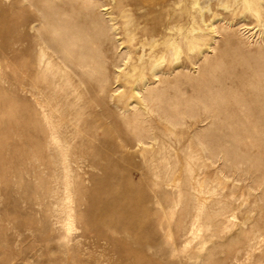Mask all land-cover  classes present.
<instances>
[{
  "label": "rangeland",
  "instance_id": "374dc122",
  "mask_svg": "<svg viewBox=\"0 0 264 264\" xmlns=\"http://www.w3.org/2000/svg\"><path fill=\"white\" fill-rule=\"evenodd\" d=\"M95 1V11L101 19L107 25L113 24V28L116 26V31L113 33L110 30L108 36H102L104 39L97 44L95 42L98 45L95 47L99 53L108 56L107 61L115 59L118 65L121 64V68L117 69L107 63L111 82L106 91L119 86L114 77L123 69L119 57L129 50L123 33L127 23L140 29L157 28L168 15L177 14L182 24L195 28L198 35L210 37L208 44L212 43V46L201 45L189 53L182 47L177 50L179 60L173 62L167 55L164 63L160 62L162 71L175 62L174 70H179L178 101L179 112L183 115L179 113L178 119L180 117L182 122L190 120L188 108H192L194 99L198 98L186 77L191 76L193 83L203 82V74L198 73L203 62L200 60L202 53H214L215 45L218 47L215 53H220L222 46L227 45L225 47L231 53L264 59V21L257 20L251 11L244 9V0H171L168 11L161 5L164 0ZM155 1L158 3L156 6L147 7V2ZM36 4V0L0 3V264H264L263 154H259L261 164L254 170L250 168L251 161L239 164L241 173L243 167H247L239 177L232 170L233 162L224 164L219 160L226 155L222 149L211 146L207 159L201 145L195 143L196 136L191 140L186 135L181 140V132L188 130L185 126L177 127L176 132L170 134L164 123H158L160 121L156 120L157 115L153 111L144 114L143 118L155 121L151 123V130L158 125L156 128L165 132L161 142L166 144L159 140L158 144L163 148L157 149L163 156L152 157L151 154L127 150L117 133L126 137H132L133 133L121 123L113 104L105 109L115 113L111 114L115 120L98 118L103 109L95 106L92 114L90 107L85 109L83 98L87 94L81 89L77 92L81 98L76 104L79 107L78 121L75 126L66 125V146L63 148L67 154L81 156L82 162L80 160L77 166L72 164L74 169L71 166L69 169L67 166H55L57 169L52 165L58 160L59 152L55 147L64 142L58 140L57 145L51 140L50 143L49 139L43 142L45 133L34 130L33 121L39 122L40 129L46 123L42 122L41 115L37 114V118L31 113L33 108L37 110L49 99L34 98L31 86L21 88L19 99L16 98L14 77L18 66L24 70L28 58L23 54L16 58L7 49L8 43L14 39V29L29 36H37L45 30ZM59 4L64 5L61 1ZM185 10L189 11V16H186ZM30 22L42 28L36 25L38 30H33L30 26H22ZM229 24L237 29L230 41L222 38V28ZM213 28L218 32L213 33ZM174 36L179 46L180 30H176ZM162 38L160 35L154 37L158 43V48L154 47L157 51L164 47ZM217 41L219 44H216ZM151 48L147 45L146 53ZM55 72L59 74L56 68ZM56 80L58 82L57 77ZM94 86L96 88L97 85ZM56 90H59L58 86ZM75 95L72 93L71 97ZM46 105L38 109L48 115L52 111L50 118L53 123L69 121L68 110L63 111L55 101ZM149 124L143 125L145 129H149ZM202 124L199 123L202 130L199 138L211 134V131L204 130L205 124ZM175 139L182 141L183 147L180 143L174 144ZM188 141L191 144L186 147ZM133 152L136 154H131ZM156 159H161L166 165L161 170L163 180L172 170H175L177 178H185L190 167L200 169L210 166V173L199 192L194 190L193 185L181 183L178 179L179 185L174 187L177 196L158 201L156 172L152 171L146 177L147 166L150 165L152 170L157 165ZM41 162L52 163V168L38 166ZM219 169L223 170L224 176L218 173ZM221 181L224 182L222 186L219 185ZM45 189L54 191L45 195ZM182 190L189 193V199H179L178 192ZM166 191L165 187L163 192ZM144 196L152 199L145 204V208L141 206L144 205ZM204 205L210 208L203 211ZM223 207L225 210L219 212ZM202 222H211L213 226H202ZM130 223H135V226L128 228ZM248 239H256V243H243L242 240L246 242ZM139 244L149 247L142 249ZM196 254H201L202 258ZM195 256L197 260L193 259ZM208 259L210 262L206 261Z\"/></svg>",
  "mask_w": 264,
  "mask_h": 264
},
{
  "label": "bare ground",
  "instance_id": "6f19581e",
  "mask_svg": "<svg viewBox=\"0 0 264 264\" xmlns=\"http://www.w3.org/2000/svg\"><path fill=\"white\" fill-rule=\"evenodd\" d=\"M2 1L7 0H0V3ZM60 1L64 3L63 6L59 4ZM170 1L164 0L161 2L163 9L170 10ZM36 2L37 9L41 13L38 10L36 12L40 13V15L42 14L40 17L43 20L44 25L42 26L45 27V30L43 29L44 31L41 33L38 32L37 36H29L25 32L18 33V30L14 29V39L8 43V53H13L16 58H19L21 54L28 58L24 65L25 71L21 70V67L18 66L14 77L16 98L19 99L18 92L21 88L31 86L34 89L31 93L34 98L47 97L49 100L46 104L55 101L58 106L63 108V111H69V115L67 114L69 121L63 120L56 124L50 118L52 111L48 115L43 112L44 110L40 111L38 109L39 107L47 106L46 104L40 105L37 110L36 108L31 110V113L35 114L36 117L37 114L41 115L42 122L46 123L40 129L39 122L37 120L33 121L34 130H42L45 133L43 142L48 139L49 142L51 140L56 145L58 144V140L64 142L55 147L59 153L58 160L52 162L54 164L41 162L38 166L47 169L52 168V165L54 167L67 166L69 169L72 164L76 165L80 160L82 162L81 156L75 153L67 154L64 149L66 146V125L75 126L78 121L79 107L76 104L81 101V98L78 97L77 92L81 89L82 92L85 91L87 94L83 98V107L85 109L90 107L91 114L95 112V106L97 109L98 107L103 109L102 111L100 110L101 113H98V118L114 119L115 117L111 114L115 115V113L105 109L110 103L113 104L114 111L118 112L116 114L121 118V123H124L126 128L130 129L133 133L132 137H126L121 133H117L127 150L133 149L144 154H151L152 157H156L158 154L163 156L158 151L163 148L159 146L158 141L160 140L161 142L165 132L161 128H156L158 125L151 130V123L155 121L143 118L147 112L153 111L157 115L156 120L160 121L158 123H164L165 125H162L167 126L166 128L169 129L170 134H174L177 127L181 125L185 126L188 130L181 132V140L186 135L190 136L191 140L196 136L195 143L201 145L207 159L209 158L207 155L211 153V146L216 145V148L222 149L228 155V158L225 155V158H219V160L224 162V164L233 162L234 166L232 170L239 177L245 172L244 170H247V167L245 168L244 166L243 173H241L242 168L240 165L246 161L252 162V164L250 162L252 166L249 164L252 169L255 166H260V160L262 159H260L261 156L259 154L264 155V59L249 54L237 55L236 53H231L225 47L227 45L222 46L220 53H215L218 51V47L216 48L215 44L213 48L214 53H202L203 56H201L202 59L200 60H203V62L200 64L198 73L203 74V82L193 83L191 76L186 77L193 89V93L198 98L197 100L193 98L195 100L194 106L188 108L190 110L187 112V115H189L190 120L182 122L180 121V117L178 119L180 113V103L178 101L179 83L177 82L179 70L177 72L174 70L176 66L175 62L170 65L169 69L162 71V63L160 64V62H163L167 55L171 56L173 62L179 60L177 51L179 48L183 47L189 53L201 45H211L212 43L208 44L210 37L198 35L195 28H189L186 24H182L178 20V17H176L177 14L168 15L161 27L157 28L140 29L133 24L127 23L124 25L123 33L125 34L124 38L128 43V52L130 53H124L119 57L123 63V69L114 77L119 86L116 89L110 88L106 91L108 84L110 85L111 82L108 77L107 63L109 62L108 65L117 69L121 68V64L118 65V62L114 58V60L107 61L108 56L99 53L95 45L103 37L108 36L107 33L110 30L114 33L116 26L113 28V24L107 25L105 20L101 19L99 14L96 13L95 8L97 4L95 0H36ZM243 2L245 10L251 11L257 20L264 21V0H244ZM156 4H158L156 1L147 2V7L151 9ZM184 12H186V16L190 15L189 11L185 10ZM192 16L196 18L194 15ZM36 25L34 26L33 22H30L22 26H30V29L34 30ZM216 26L215 24V28ZM176 30H180L179 46L176 44L175 39L178 33L174 36ZM222 30V38L225 37L230 41L237 29H234L233 25L229 24L227 27L222 28ZM212 32L217 33L218 29L213 28ZM157 35L163 37L162 39L164 40V47L158 51L155 49L158 48V43L154 39ZM106 42L108 43V41ZM106 42L104 40V43ZM216 44H219V41ZM147 45L152 47L148 53H146L145 49ZM96 46L98 47V45ZM54 68L57 69L59 74L54 73ZM217 70L220 71L216 72ZM55 74H58V76ZM56 77L58 78V82ZM169 77H172V79ZM95 84L97 85L96 88ZM57 86L59 87L58 91L56 90ZM72 93H76L74 98L71 97ZM186 106H191V104ZM182 113L185 112L182 111ZM116 120L119 119L116 117ZM145 123H150L148 130L143 126ZM199 123L205 124L204 127L202 126L205 131H211L209 136L198 137L200 136V131H202ZM74 129L76 130L75 127ZM75 130L72 132L73 134ZM178 140L174 141V144H181L182 141L179 142ZM190 144L191 141H188L186 147H189ZM181 147H183L182 144ZM162 152H164V149ZM131 154H136V152ZM160 160H155L157 161V165L152 170L150 165L147 166L146 173V177L148 178L150 172H156L158 189L156 188L155 193L159 196L158 201L163 200L164 197L167 200H171L172 197L177 196L174 187L175 185H179L178 179L181 183L193 185L195 187L194 190L199 192L200 186L206 182L210 173V166L205 165L200 169L190 167L187 170L185 178L182 176L177 178L175 170H172L168 174L167 179L163 180L164 176L161 170L165 169L166 165ZM167 167L169 168L170 166ZM218 173L224 176L222 169H219ZM57 177L59 178L60 176ZM165 184L168 191L163 192ZM222 184L224 182H219V185L222 186ZM49 189H45L47 190L46 193L44 191L45 195L47 193L51 194L54 191L53 189L52 191ZM178 193V197L181 200L185 197L186 199L190 198L187 197L189 193L186 191L182 190ZM191 196L193 197L194 195L191 194ZM151 200L149 196H144L142 201L144 205L141 206L145 208V204L150 203ZM209 208L210 206L204 205L202 210L205 211ZM223 210H225V207L221 208L219 212H223ZM201 225L205 227L213 226L211 222H202ZM134 226L135 223L127 225L128 228H133ZM242 241L243 243H256V239H248L246 242ZM140 246L142 249L149 247H145L142 244ZM150 248L154 249L155 247L150 246ZM198 254L196 255L200 257L201 254ZM197 256L193 259L197 260ZM206 261H209V259ZM204 264L206 263L204 262Z\"/></svg>",
  "mask_w": 264,
  "mask_h": 264
}]
</instances>
